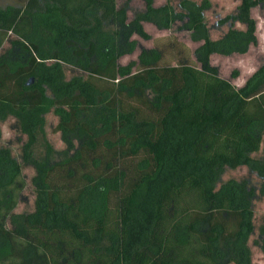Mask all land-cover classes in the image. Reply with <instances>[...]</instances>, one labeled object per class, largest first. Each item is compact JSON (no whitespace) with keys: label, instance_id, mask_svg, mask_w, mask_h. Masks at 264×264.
Wrapping results in <instances>:
<instances>
[{"label":"trees","instance_id":"16d2710c","mask_svg":"<svg viewBox=\"0 0 264 264\" xmlns=\"http://www.w3.org/2000/svg\"><path fill=\"white\" fill-rule=\"evenodd\" d=\"M143 2L130 23L116 0L0 7V44L13 35L0 54V120H17L23 161L36 171L34 211L13 215L25 180L0 147V264H252L254 188L219 182L240 166L264 176V157H253L264 135V63L235 88L210 56L245 54L257 43L251 9L264 0H241L218 24L244 29L217 39L204 19L209 0H180L179 10ZM116 17L126 33H95ZM145 21L163 29L182 22L200 43L195 62L162 64V52L149 48L120 64L136 47L133 32L149 39ZM66 66L79 73L67 75ZM50 113L52 132L67 144L56 161ZM257 234L264 254V216Z\"/></svg>","mask_w":264,"mask_h":264},{"label":"rangeland","instance_id":"374dc122","mask_svg":"<svg viewBox=\"0 0 264 264\" xmlns=\"http://www.w3.org/2000/svg\"><path fill=\"white\" fill-rule=\"evenodd\" d=\"M166 1H169L176 10H179L178 3L180 0H154V6H161ZM200 3L202 0H191ZM210 8L204 12V19L208 27L209 35L212 39L220 38L228 28L234 27L244 29V25L234 22H227L219 25L220 19L226 15H232L236 11V7L241 0H209ZM27 0H0V7L8 5L24 7ZM117 8L125 7L126 23H130L135 15L144 11L145 4L143 0H116ZM251 17L256 23L257 43L249 47L245 54H233L223 56L220 54H212L210 56V64L217 70L218 75L230 82L235 88L241 87L245 80L256 71L264 63V3L259 4L251 9ZM142 27L149 34V39H144L136 33L131 34V39L135 40L136 47L133 52L125 54L119 59L120 64H127L130 61H137V57L142 49L157 48L163 54L162 64L176 63V60L189 58L195 62L194 50L200 44L193 42L190 38L188 30L183 28V23H175L169 29L158 28L152 22H142ZM94 25H98L94 23ZM96 32L99 30L104 33L118 31L126 33L128 27L120 25L119 18L111 19L107 24L101 23L96 27ZM1 33V32H0ZM13 35L7 33L3 42L0 44V54L9 48V41ZM119 45L123 41H118ZM73 70V71H68ZM67 75L75 74L78 71L70 66L65 67ZM79 73V72H78ZM57 122V118L50 113L46 116V137L54 148L52 161L59 160L64 157V151L67 144L62 140L59 133L52 132L53 127ZM46 139V140H47ZM26 142V136L20 131L19 124L13 117H7L5 120H0V147H6L11 151L12 156L20 162L21 171L25 180V187L19 195L17 206L13 210V215L33 212L35 209L36 193L34 191L33 178L36 171L33 166L23 161V146ZM74 145L77 144L73 140ZM37 156H44L43 143L39 141L35 149ZM254 158L261 159L264 157V135L260 150L253 154ZM264 168V163L261 165ZM246 180L247 183L254 188L255 196L253 199L254 212V227L255 230L249 238V247L252 253V264H264V254L260 248L253 244V241L258 238L257 228L263 222L264 216V193L261 188L264 187V176H259L257 172L251 171L246 166H240L236 169L227 168L220 178V183L228 179ZM218 184V185H219ZM13 226L11 219L6 220V227ZM105 245H109L105 243Z\"/></svg>","mask_w":264,"mask_h":264}]
</instances>
